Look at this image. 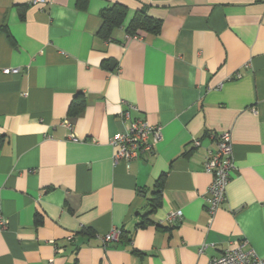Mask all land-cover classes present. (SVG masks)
Returning a JSON list of instances; mask_svg holds the SVG:
<instances>
[{
	"label": "crops",
	"instance_id": "crops-1",
	"mask_svg": "<svg viewBox=\"0 0 264 264\" xmlns=\"http://www.w3.org/2000/svg\"><path fill=\"white\" fill-rule=\"evenodd\" d=\"M45 1L0 0V67L19 69L0 72V264H207L237 246L264 258V0ZM114 4L127 15L104 40ZM141 8L158 35L125 33ZM123 103L162 140L114 164ZM222 132L235 169L210 221L203 163ZM113 228L120 242L104 245Z\"/></svg>",
	"mask_w": 264,
	"mask_h": 264
},
{
	"label": "built area",
	"instance_id": "built-area-1",
	"mask_svg": "<svg viewBox=\"0 0 264 264\" xmlns=\"http://www.w3.org/2000/svg\"><path fill=\"white\" fill-rule=\"evenodd\" d=\"M45 2V0H34V3L45 4ZM136 37L138 38L137 35H135ZM0 72L4 75H11L19 73V69L0 67ZM240 76L237 74V78ZM122 105L125 109L120 112L119 121L123 130L109 140L110 146L114 149L112 156L114 164L121 161L129 164L138 160L141 155L149 154L153 147L162 140L161 127L151 125L143 119H132L131 112L135 110L134 106L125 103ZM64 124L70 130L69 121L66 120ZM190 145L197 148L200 143L193 139ZM203 168L204 172L211 178L205 195L209 220L211 221L226 199V188L231 173L235 169L230 132H222L218 135L216 151L207 155ZM181 219L182 212L179 210L172 211L166 216L168 225H176L180 223ZM6 225V220L0 216V231L5 230ZM121 237V229L113 228L101 238V241L104 245L118 243ZM66 239L71 242L73 236L70 235ZM56 251L61 252V249H56ZM207 264H264V258H259L252 250L244 251L242 246H237L210 259Z\"/></svg>",
	"mask_w": 264,
	"mask_h": 264
},
{
	"label": "trees",
	"instance_id": "trees-1",
	"mask_svg": "<svg viewBox=\"0 0 264 264\" xmlns=\"http://www.w3.org/2000/svg\"><path fill=\"white\" fill-rule=\"evenodd\" d=\"M127 15V9L121 4H114L111 7H107L100 12L101 27L98 32V36L107 40L112 36V33L122 27ZM161 29V21L154 19L147 15L146 8L138 10L129 23L125 27V33L129 36H135L138 33H147L150 35H158ZM84 107V101L73 102L69 108V115L78 114ZM166 174H162L159 180L156 182L155 191L152 193V197L149 200V212L143 216V222L139 226L147 224V218L154 213L160 206V193L163 187ZM39 222V220H38Z\"/></svg>",
	"mask_w": 264,
	"mask_h": 264
},
{
	"label": "water",
	"instance_id": "water-1",
	"mask_svg": "<svg viewBox=\"0 0 264 264\" xmlns=\"http://www.w3.org/2000/svg\"><path fill=\"white\" fill-rule=\"evenodd\" d=\"M114 68V62H110V70H113Z\"/></svg>",
	"mask_w": 264,
	"mask_h": 264
}]
</instances>
